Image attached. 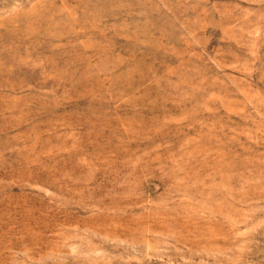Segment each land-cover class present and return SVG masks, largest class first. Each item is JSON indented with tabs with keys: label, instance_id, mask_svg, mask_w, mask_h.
<instances>
[{
	"label": "rangeland",
	"instance_id": "1",
	"mask_svg": "<svg viewBox=\"0 0 264 264\" xmlns=\"http://www.w3.org/2000/svg\"><path fill=\"white\" fill-rule=\"evenodd\" d=\"M0 264H264V0H0Z\"/></svg>",
	"mask_w": 264,
	"mask_h": 264
}]
</instances>
